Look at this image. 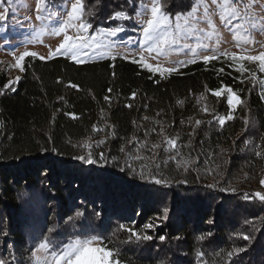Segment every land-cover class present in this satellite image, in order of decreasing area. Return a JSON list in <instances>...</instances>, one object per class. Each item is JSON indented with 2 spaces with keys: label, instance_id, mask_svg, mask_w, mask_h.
<instances>
[{
  "label": "trees",
  "instance_id": "16d2710c",
  "mask_svg": "<svg viewBox=\"0 0 264 264\" xmlns=\"http://www.w3.org/2000/svg\"><path fill=\"white\" fill-rule=\"evenodd\" d=\"M65 2L49 0V5ZM139 3L84 0L85 19L93 24L89 31L115 26L117 22L108 19L114 11L134 15ZM162 3L175 16L189 11L194 0ZM88 10L94 16L87 17ZM125 24L127 29L135 27L134 22ZM24 63L16 90L0 94V259L27 264L28 250L53 225L57 244L67 243L74 232L84 230L81 221L75 228L66 223L79 210L85 213L83 224L89 234L117 249L121 264H223L215 253L242 246L247 251L229 264H264V204L245 199V194L264 192L259 183L264 170V100L260 86L245 79L249 72L241 75L235 71L237 64L223 57L207 65L198 60L163 79L122 58L78 65L62 57L48 61L28 57ZM243 64L261 78L256 63ZM9 72L0 65V88ZM73 83L76 88L70 87ZM222 85L243 100L223 127L213 116L228 114L227 93L217 98L210 91ZM133 92L135 99H129ZM205 107L209 113L202 111ZM197 119L202 121L199 126ZM161 128L164 135L179 136L182 156L197 163L187 172L177 170L174 161L165 165L174 152H165L161 144L159 171L171 182L157 185L149 178L155 168L133 157L136 145L164 139ZM85 142L91 149L81 147ZM88 151L97 163L74 158ZM255 151L262 155L257 157ZM150 217L158 219V227L145 230L142 225ZM120 224L146 231L153 239L122 243L128 233L118 231ZM238 233L253 239L244 241ZM201 235L206 239L199 240ZM197 251L204 255L197 257Z\"/></svg>",
  "mask_w": 264,
  "mask_h": 264
},
{
  "label": "snow or ice",
  "instance_id": "6c2138e0",
  "mask_svg": "<svg viewBox=\"0 0 264 264\" xmlns=\"http://www.w3.org/2000/svg\"><path fill=\"white\" fill-rule=\"evenodd\" d=\"M131 2V0H130ZM70 8L61 10H51L49 6V0H36L35 3V19L36 24L31 23V18L26 16L24 19L28 21V27L33 30L31 38L23 41L25 45L35 43L44 35H52L55 37L62 36L59 44L55 50H50L47 57L39 56L35 51L25 50L18 56L15 52H12V56L15 60L14 64H10V68L18 69L21 73L25 72V60L31 57L33 60L39 59L44 61L46 59H52L54 57L63 56L75 64H84L86 59H109L115 61L117 56L122 59H130L134 64H138L140 67L147 69L149 73L153 75L159 74L163 79L166 78V74L171 75L173 73L179 74L180 68L187 67L189 64H195L198 59L205 65L211 61H215L223 57L225 60H231L237 64L235 71L243 75L245 72H249L250 76L245 77L249 83L253 86H260V98L264 100V78L257 76L256 72L251 71L244 66L243 61L259 62L258 70L260 73H264V51H260L258 55L238 54L236 52L219 51V45L222 42V34L220 28L214 21V17L218 16L220 26L233 33V39L237 44L256 43L252 34L254 32L264 33V0H194L192 8L186 13H177L175 17H172L165 11V5L162 0H151L150 5L144 3V0H140L137 7V11L134 15L128 14L124 10L114 11L113 14L108 17L109 20L116 21L115 26L100 27L90 32L93 29V24L85 19V4L84 0H68ZM3 0H0V6H2ZM258 5L259 10H256ZM20 7L26 8L24 3L20 4ZM10 8L15 11L11 0H8V7H2L0 10V22H7ZM94 11L88 10L87 17L94 16ZM147 16V19H145ZM55 20L56 26L49 27V23ZM125 22H134L136 27L133 31L139 32V38L136 40L129 39L127 42H122L124 47H128L129 44L136 45L135 49H130L129 54L121 55L117 49L120 45L117 44L113 38L118 37L119 33L126 32L127 25ZM15 23H21L19 20ZM205 25L206 27H201ZM70 28H76L77 32L74 35H69L68 30ZM239 34H243L245 37L241 42L237 37ZM193 41L189 43V41ZM180 48L187 49L190 53V58L185 61H179L176 66L165 67L159 62L153 64L149 62V58L158 60L160 57H167L171 51H179ZM202 51H210L211 55H200ZM91 53V55H90ZM134 55H138L139 59L132 58ZM231 66V65H230ZM223 72L224 69L219 70ZM113 75H115L113 73ZM21 76L17 75L14 79H9L2 88H0V94H5L6 91H15V85L20 81ZM244 83V80L240 81ZM70 87L76 88V84H71ZM112 89L109 88L108 92ZM211 95L217 98L222 97L227 93L226 103L228 105V114L213 116V119L223 127L225 123L233 119L232 112L237 106L243 104L242 98L237 94L233 88L222 85L219 89L210 90ZM136 93L133 92L129 99H135ZM61 99H63L61 97ZM105 101H110L109 96L104 97ZM178 103H182L178 101ZM131 108L132 104L126 105ZM202 111L209 113L207 107ZM73 115L75 118V114ZM159 116V113L157 114ZM148 120V117H144ZM159 124L160 121L158 120ZM183 123V121L181 122ZM202 121L195 120V125H201ZM245 125H250V121L245 119ZM93 130L98 131L97 126L93 125ZM156 131L155 128L152 129ZM161 135H164L163 128L160 131ZM191 135V134H190ZM135 139V138H134ZM179 136L169 137L164 135V151L174 152L173 155L168 157V160L164 161L167 165L169 160L176 162L177 170L183 169L184 172L189 171L190 167L197 163L196 160L191 158L185 159L180 149L177 146ZM264 140V137H262ZM99 143H103L100 141ZM132 143V141H129ZM139 143V142H137ZM247 145L248 142L245 141ZM81 147L91 149V145L85 142ZM153 150L160 149L161 144L151 145ZM256 148H260V145H256ZM56 151V149H53ZM121 152H125L124 148H121ZM93 152L88 151L86 155L74 157L75 159L83 161L85 164H94L98 161L93 158ZM156 153H153V158ZM255 155L260 157L261 151H255ZM179 157V159H178ZM135 160H142L143 157L136 155L133 157ZM99 160H105L103 152L99 154ZM155 162V161H154ZM131 168V165H129ZM146 165H142L140 176L142 179L145 176ZM160 164H155V170L149 173V178L157 185L167 184L171 181L167 180L163 174L159 171ZM124 169L122 168L121 171ZM134 171V169H133ZM159 177V178H158ZM186 180H181L179 183H185ZM260 185L264 187V178L259 181ZM209 188L215 187L214 184L207 185ZM221 191L226 189L221 188ZM235 191L234 189H232ZM246 200H258L261 204H264V192L256 191L250 195L245 194ZM168 209L165 208L164 212L167 213ZM97 218L100 217V213H96ZM86 219L85 213L76 210L74 215L67 217L66 223L73 228L76 227V222L81 221V228L84 229L79 233H73L67 243L57 244L53 238V233L56 231L57 226L53 225L48 228L47 233L42 234L43 238L39 240L35 247L29 249V255L27 257V264H121L117 258L119 251L110 247L105 243V240L99 235H90L83 224V220ZM211 222V221H210ZM251 223V221H246ZM153 223L144 224L145 230L154 228ZM258 230V229H257ZM118 231L128 233L127 239L121 241L122 243H140L151 241L153 237L147 234L146 231L137 230L134 226L129 227L125 224H120ZM211 235V234H208ZM244 241H250L252 236L244 233H238ZM161 241L166 239L165 236L159 237ZM203 241L206 239L205 235L198 237ZM247 247H236L226 253L217 252L215 255L220 257L223 264H229L234 256H239L240 253L246 252ZM197 257H202L203 252L197 251ZM0 264H9L6 259H0ZM201 264H207V261H201ZM213 264H217V261H213Z\"/></svg>",
  "mask_w": 264,
  "mask_h": 264
},
{
  "label": "rangeland",
  "instance_id": "374dc122",
  "mask_svg": "<svg viewBox=\"0 0 264 264\" xmlns=\"http://www.w3.org/2000/svg\"><path fill=\"white\" fill-rule=\"evenodd\" d=\"M12 5L15 8V11H13L11 8L9 10V15L7 17V22H0V65L7 67L9 69V79H14L17 75H20L21 72L18 69L10 68V64H14L15 60L12 56V52H15L18 56L21 52L28 50V51H35L38 53L39 56H45L47 57L48 52L50 50L54 51L56 46L59 44L60 40L62 39V36L55 37L52 35H44L39 40H37L35 43L27 44L25 45L23 41L26 39L31 38L33 34V30L28 27V21H25V17L28 16L31 18V23L36 24L39 23L35 19V3L36 0H11ZM24 3L27 5L26 8L20 7V4ZM144 3L149 4L151 3V0H145ZM51 10H61L65 8H70V4L68 2L63 3L59 6H51L49 5ZM2 7H8V0H3L2 6H0V10H2ZM256 10L258 11V5L256 6ZM175 17V16H172ZM145 19H147V16H145ZM19 20L21 23L17 24L15 21ZM214 21L217 24V26L220 28L221 34H222V42L219 45V51H229V52H236L238 54H247V55H258L260 51H264V33L261 32H254L252 34L253 39L256 41V43H248V44H237L236 40L233 39V33L229 32L227 29L220 26V21L218 16L214 17ZM135 24V23H134ZM56 26L55 20L49 23V27ZM136 27V25H135ZM134 27V28H135ZM201 27H206L205 25H201ZM77 29L76 28H70L68 30L69 35L76 34ZM139 38V32L133 31V28L128 29L126 32H122L118 34V37L113 38L116 40L117 44L120 45L117 51L121 55H127L129 54L130 49H135L136 45L129 44L128 47H124L122 42H127L129 39L136 40ZM241 42L244 40L243 34H239L237 37ZM193 41H189V43H192ZM212 53L210 51H202L200 52V55H211ZM91 55V53H90ZM62 58H65L63 56H59ZM58 58V57H54ZM117 58H121L120 56H117ZM132 58L139 59L138 55H134ZM190 58V53H188L187 49L180 48L179 51H171L169 52L167 57H160L158 60H153L149 58L150 63H157L159 62L162 66L165 67H173L176 66V64L179 61H185ZM53 59V58H52ZM51 59H46L44 61H48ZM105 59H86L85 63L89 62H95V61H101ZM131 61L130 59H127ZM199 60V59H198ZM71 61V60H70ZM72 62V61H71ZM74 63V62H73ZM256 63L258 65L259 62H251ZM167 75V74H166ZM261 78H264V73H260ZM261 92V88H260ZM164 139L158 138L154 139L153 142H150L151 145L153 144H163L164 146ZM151 145L148 144H139L136 145L138 147V152H136V155H139L143 157L141 161L142 164H146L149 167L148 168H155V164H157V159L160 155V149L153 150L151 148ZM156 153L155 157L153 158V153ZM155 161V162H154ZM159 164V163H158ZM264 178V170L262 172V177ZM262 187V186H261ZM262 191H264V187H262ZM146 223H153L155 227H158V219L157 218H147L142 226ZM152 228L153 230L155 229ZM150 230V229H149Z\"/></svg>",
  "mask_w": 264,
  "mask_h": 264
}]
</instances>
